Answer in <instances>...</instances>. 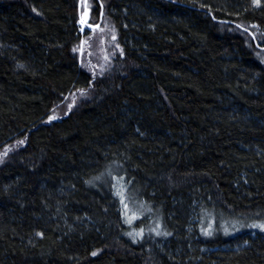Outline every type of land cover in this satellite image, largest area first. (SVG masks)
Segmentation results:
<instances>
[{
    "label": "trees",
    "instance_id": "1",
    "mask_svg": "<svg viewBox=\"0 0 264 264\" xmlns=\"http://www.w3.org/2000/svg\"><path fill=\"white\" fill-rule=\"evenodd\" d=\"M259 225L264 0H0V264H264Z\"/></svg>",
    "mask_w": 264,
    "mask_h": 264
},
{
    "label": "rangeland",
    "instance_id": "2",
    "mask_svg": "<svg viewBox=\"0 0 264 264\" xmlns=\"http://www.w3.org/2000/svg\"><path fill=\"white\" fill-rule=\"evenodd\" d=\"M128 204H126L127 207L129 208V210L127 209L128 216H129V218H132V219H129V221L136 220L138 214H143L145 212L142 210L140 211L138 209L133 211L134 206L131 203H128ZM143 215L142 216L145 218L144 222H146V221L147 222L153 221V222H151V225L149 228H143V230L141 232L145 233L146 229L151 233H153V231L155 233L165 232V230L162 229V227H161L162 225L159 226L160 223H158V221H157V220H159L157 216L153 217V215L151 213H148V212H146ZM128 223H130V222H128ZM190 224H194V228L196 227L198 232L200 231V234L206 235V236L214 235V234H223V235L229 234L230 235V234L234 233V225H235L234 223L230 224L227 220H224V221H221V222L219 221L218 223H215V225L213 226V220L211 217L207 216L206 219L204 220L202 217H200L196 213H195V215H193L191 217V223ZM217 230L219 233L217 232ZM162 236H164V235H162ZM194 239H198L197 232H195ZM202 248L204 249V247H202Z\"/></svg>",
    "mask_w": 264,
    "mask_h": 264
},
{
    "label": "snow or ice",
    "instance_id": "3",
    "mask_svg": "<svg viewBox=\"0 0 264 264\" xmlns=\"http://www.w3.org/2000/svg\"><path fill=\"white\" fill-rule=\"evenodd\" d=\"M254 3H259V0H254ZM81 23L82 24H84V23H86V20H85V18H84V16H82L81 17ZM20 143H23V141H21ZM125 207H127V205H125ZM252 227H257V225H252ZM259 227L261 228V229H264V225H259ZM93 255H96V253H93Z\"/></svg>",
    "mask_w": 264,
    "mask_h": 264
},
{
    "label": "water",
    "instance_id": "4",
    "mask_svg": "<svg viewBox=\"0 0 264 264\" xmlns=\"http://www.w3.org/2000/svg\"><path fill=\"white\" fill-rule=\"evenodd\" d=\"M79 5H80V2H79ZM99 25H100V21L97 24H95V25L86 24V27L87 28H97V27H99Z\"/></svg>",
    "mask_w": 264,
    "mask_h": 264
},
{
    "label": "bare ground",
    "instance_id": "5",
    "mask_svg": "<svg viewBox=\"0 0 264 264\" xmlns=\"http://www.w3.org/2000/svg\"><path fill=\"white\" fill-rule=\"evenodd\" d=\"M139 232V231H138Z\"/></svg>",
    "mask_w": 264,
    "mask_h": 264
}]
</instances>
